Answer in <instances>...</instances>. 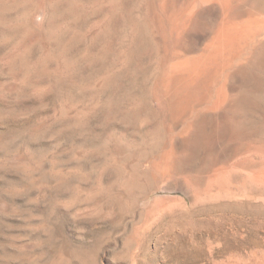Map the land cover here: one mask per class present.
Masks as SVG:
<instances>
[{"label":"rangeland","instance_id":"rangeland-1","mask_svg":"<svg viewBox=\"0 0 264 264\" xmlns=\"http://www.w3.org/2000/svg\"><path fill=\"white\" fill-rule=\"evenodd\" d=\"M72 1L0 0V264H264L263 94V116L229 115L250 129L236 153L211 164L175 155L125 195L113 166L139 146L160 154L167 128L181 133L153 90L159 9L188 22L229 0ZM58 50L60 62L46 59Z\"/></svg>","mask_w":264,"mask_h":264},{"label":"bare ground","instance_id":"bare-ground-1","mask_svg":"<svg viewBox=\"0 0 264 264\" xmlns=\"http://www.w3.org/2000/svg\"><path fill=\"white\" fill-rule=\"evenodd\" d=\"M243 1L229 0L225 5L213 3L188 22L184 13L160 8L157 20L150 22L155 45L162 57L153 90L163 99L161 102L168 114L178 120L177 124L182 129L176 139H172L169 128L165 130L169 144H164L157 156H150L151 149L140 148L139 144L141 150L135 155L128 152V161L120 162L112 158L113 166L123 180L124 195L150 183L153 173L158 170L160 174L166 173L175 155L211 164L236 153L242 146L240 139L248 137L249 128L245 123L240 125L239 121L232 120L235 118L233 115L246 111L263 116L258 98L264 95V80L258 74L249 72L250 68L264 69V40L258 39L264 34V19L260 13L263 4L261 0H251L253 3L248 11L235 12V7ZM77 3V0L72 1L71 11L75 10ZM38 10L35 20L41 22L45 19L43 1ZM210 12L220 13V16L212 20ZM137 30L133 34L136 41L139 40ZM61 35L62 31L58 28L46 30L47 38L59 44ZM61 56L62 51L58 50L50 52L46 59H58L60 62ZM129 63V59H125L124 64L127 66ZM229 115L233 116L232 119ZM163 135L155 132L148 136L150 140L159 142L163 140ZM145 162L147 166H144ZM22 166L27 172L32 170L30 163ZM96 189H100L99 186Z\"/></svg>","mask_w":264,"mask_h":264}]
</instances>
